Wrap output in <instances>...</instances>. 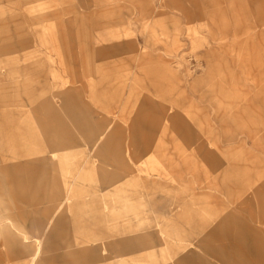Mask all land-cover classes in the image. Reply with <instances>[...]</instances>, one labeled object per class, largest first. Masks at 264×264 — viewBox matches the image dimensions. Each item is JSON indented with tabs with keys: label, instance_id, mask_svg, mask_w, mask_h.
Instances as JSON below:
<instances>
[{
	"label": "rangeland",
	"instance_id": "rangeland-1",
	"mask_svg": "<svg viewBox=\"0 0 264 264\" xmlns=\"http://www.w3.org/2000/svg\"><path fill=\"white\" fill-rule=\"evenodd\" d=\"M261 13L0 0V155L51 162L0 185V263L264 264Z\"/></svg>",
	"mask_w": 264,
	"mask_h": 264
},
{
	"label": "crops",
	"instance_id": "crops-1",
	"mask_svg": "<svg viewBox=\"0 0 264 264\" xmlns=\"http://www.w3.org/2000/svg\"><path fill=\"white\" fill-rule=\"evenodd\" d=\"M186 15L181 14V16L188 22L192 21ZM257 25H264V13L259 15ZM123 46L129 49L133 48L132 45L125 42L118 45L100 47L96 50V55L100 59L111 55H116V50ZM63 99L66 102L70 100V93L68 91L64 92ZM41 149L42 148L36 150V153H41L43 150ZM52 149H59V146L55 145L52 147ZM46 152L49 153L48 148ZM6 159L7 158L3 154L0 155V185L2 188H5L8 185V181H14L16 187L27 185L29 181L34 182V180L38 178V175L43 173L42 166H44V164H46V166H50L51 164L50 158L47 156H41L33 160L16 161L14 163H4Z\"/></svg>",
	"mask_w": 264,
	"mask_h": 264
},
{
	"label": "built area",
	"instance_id": "built-area-1",
	"mask_svg": "<svg viewBox=\"0 0 264 264\" xmlns=\"http://www.w3.org/2000/svg\"><path fill=\"white\" fill-rule=\"evenodd\" d=\"M1 264V263H0Z\"/></svg>",
	"mask_w": 264,
	"mask_h": 264
}]
</instances>
